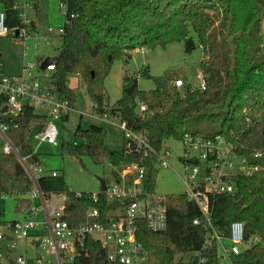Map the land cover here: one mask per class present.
<instances>
[{"label": "trees", "instance_id": "obj_1", "mask_svg": "<svg viewBox=\"0 0 264 264\" xmlns=\"http://www.w3.org/2000/svg\"><path fill=\"white\" fill-rule=\"evenodd\" d=\"M29 3L38 0H28ZM65 6L66 20L61 35V47L51 60L55 71L49 84L60 98L75 108L77 93L70 85L77 76L86 86L95 112L105 113L125 121L135 131L145 132L151 146L160 151L168 139L181 140L186 133L211 138L228 136L231 132L240 142L238 153L260 169L252 176L232 178L235 192L223 193L211 199V220L214 231L227 238L230 224L241 221L245 238L257 235L258 244L244 248L239 254L223 259L218 243L206 247L211 228L193 220L202 218L199 206L183 194H169L165 200L168 223L165 230L151 232L144 221L138 232L149 256V264H264V40L260 37L264 0H59ZM18 0H0L6 24L13 29L22 25ZM73 16V17H72ZM33 22V21H32ZM34 24V23H33ZM198 29V44L203 49L200 61L206 89L193 88L182 71L169 70L152 77L155 87L141 90L138 78L125 71L122 94L114 105L106 104L105 80L113 62H125L139 47H166L181 37L187 53L197 42L185 25ZM183 31V32H182ZM188 34V35H187ZM184 80L181 87L174 82ZM146 110L141 111L140 106ZM68 119V114L63 120ZM9 138L29 162L40 164L39 154L27 140L31 130L46 126L45 114L25 103L16 117H5ZM76 144L62 142V153L79 160L89 156L101 165L114 166L138 163L145 167V189L157 190L159 168L155 155L117 151L104 142L103 128L79 126ZM261 152L260 157H255ZM38 187L46 199L52 195L64 197V219L69 224L105 223L112 212L121 207L99 191L94 201L91 192L76 196L70 191L63 175H42ZM34 183L19 158L0 152V193L16 199V210L22 216L33 212L31 198ZM97 208L99 217L88 215ZM35 242V241H34ZM37 243V242H35ZM227 244V242H225ZM191 254L188 260L181 254ZM108 252L92 236H87L79 253L70 264H108Z\"/></svg>", "mask_w": 264, "mask_h": 264}, {"label": "built area", "instance_id": "obj_2", "mask_svg": "<svg viewBox=\"0 0 264 264\" xmlns=\"http://www.w3.org/2000/svg\"><path fill=\"white\" fill-rule=\"evenodd\" d=\"M19 2H24L26 5L31 4L28 0H18ZM61 6L65 8V6ZM18 10L22 25L13 29L15 38L20 43H25L30 37L33 38L37 46L42 43L49 44L50 35L54 33V30L52 28L45 31L38 30L32 20L25 16L23 10L19 8ZM16 32H18L17 36ZM60 32L63 33V28ZM10 33L5 13L0 10V36H8ZM145 49V47H139L136 50L142 53ZM45 59H38L37 62L25 61L17 75L0 74V132L6 139L2 152L13 153L19 158L34 183L35 190L32 194L41 195L45 204L43 222L28 218L5 222V226L10 232L0 231V240L8 239L7 249L11 251L17 247L14 235H18L22 241L32 238V243L43 252H36L32 256H18L15 260L16 264H70L79 253V247L82 246L87 236L94 237L107 250L108 264H149L148 253L138 237L140 222L144 221L147 229L151 232L165 230L168 223L165 200L169 194H162L157 190L150 193L145 189V167L143 165L129 163L114 166L108 162L107 165L114 170L115 176L110 183L105 182L103 192L109 199L119 201L121 207L113 211L105 223H84L74 226L64 219V200L60 207H47L48 199L44 197L38 187L39 177L46 174L40 164L29 162L27 157H23L19 147L14 145L7 136L8 125L3 119L18 116L23 105L29 103L35 108H45L44 114L48 119L46 126L36 136L35 141L58 144L60 132L55 120L62 119L63 116L69 114L72 107L68 100L60 99L53 92L49 81L55 71V64L51 60V63L42 69ZM197 76L199 83L192 84V87L205 90L206 80L201 69ZM174 84L181 87L184 85V80L181 78ZM140 110L145 111L146 106L141 105ZM93 117H101L118 124L124 132L125 152L142 154L145 157L155 155L158 168L162 167L164 170L170 168L168 159L172 153L166 143L160 151H157L151 146L145 132L135 131L118 117L110 116L107 113L102 116L97 114ZM176 141L185 147L183 155L179 157L185 170V176L180 178L184 192L180 194L185 195L188 200L194 201L202 212V218L194 219L193 223H203L206 228H211L206 247L212 246L213 241H216L222 258L228 260L231 254H239L244 248L258 244L261 239L257 235L251 236L248 240L245 238L244 224L241 221H234L230 224V233L227 238L214 231L212 225V197L223 193H234L235 185L232 182L234 176H252L260 169L259 165L249 163L246 156L238 153L240 142L235 138L234 133L231 132L228 136L216 135L211 138L186 133L181 140ZM72 143L76 144L75 141ZM260 156L261 152L255 154V157ZM49 174L58 175L55 171ZM70 191L72 190L70 189ZM75 195L81 196L82 192H75ZM174 195H178V193H174ZM92 198L97 201L99 192L92 193ZM88 215L99 217L100 212L97 208L91 207L88 210ZM6 255L0 254V264H4L3 257L9 259Z\"/></svg>", "mask_w": 264, "mask_h": 264}, {"label": "rangeland", "instance_id": "obj_3", "mask_svg": "<svg viewBox=\"0 0 264 264\" xmlns=\"http://www.w3.org/2000/svg\"><path fill=\"white\" fill-rule=\"evenodd\" d=\"M18 8L22 9L25 16L34 21L37 29L45 31L52 28L54 33L50 35L49 44L42 43L40 46L35 45L33 38H27L25 43H20L17 38L12 36H0V74L17 75L20 73L22 65L25 61H36L41 58L55 57L61 47V28L66 20L65 9L60 5L59 0H38L26 5L24 2L18 3ZM36 6V7H35ZM35 26V27H36ZM186 29L194 40L198 41V29L185 25ZM182 31V32H183ZM188 35V34H187ZM260 37L264 40V16L262 17ZM203 57V49L198 44L192 52L187 53L185 44L181 37L172 39L166 47H157L155 49L146 48L144 52L133 51L131 58L125 62L122 58L116 59L111 70L105 80L107 91L106 104L114 105L122 94V80L125 71L134 74L138 78L139 88L141 90H151L155 87L152 77L162 75L166 71H182L181 76H186L188 80L197 85L198 71L200 70V61ZM145 67L149 68V77L143 73ZM70 85L75 87L77 93V101L75 108L69 112L68 119L55 120L59 128L60 138L57 145L49 143H39L35 141L32 146L39 154L40 166L44 174L53 171L64 176L66 184L74 192H91L100 191V179L110 183L115 176L114 170L105 164L95 163L89 156H83L81 160L62 153V142L80 141L76 131L80 126L81 129H87L91 125H99L103 128L104 142L113 150H122L125 142L124 132L116 123H112L97 116L93 104L89 98L86 86L77 76H71ZM45 108L37 107L36 112L44 114ZM93 115V116H92ZM9 137V133L6 132ZM6 142L4 135L0 132V152ZM166 146L171 150L169 157L170 168L165 171L159 167V177L157 182V191L162 194L183 193L184 186L180 180L185 176V170L179 157L183 155L185 147L182 143L168 139ZM33 190H35L33 188ZM33 193V191H32ZM33 200L34 212L29 216H21L16 210V199L13 197H5L0 193V231L10 232L6 228L8 221L28 218L37 222H43L45 219V204L41 195L31 196ZM61 195H52L48 198L47 207L58 206L63 203ZM8 239L0 240V254L3 257L4 264H16L15 260L18 256H32L36 252L43 253L33 243L32 238L22 241L18 235H14V241L17 247L8 251ZM227 242V241H226ZM228 243V242H227ZM191 254H181L177 258L182 257L188 260ZM1 262V261H0Z\"/></svg>", "mask_w": 264, "mask_h": 264}, {"label": "water", "instance_id": "obj_4", "mask_svg": "<svg viewBox=\"0 0 264 264\" xmlns=\"http://www.w3.org/2000/svg\"><path fill=\"white\" fill-rule=\"evenodd\" d=\"M36 7V6H35ZM18 35V32H16V36ZM1 56V55H0ZM51 63V58H46L45 60H44V62H43V64H42V69H45L49 64ZM143 73L146 75V76H148L149 77V68L148 67H145L144 68V70H143ZM42 128H43V126L42 125H37V126H35L32 130H31V132H30V134H29V137H28V140H27V142L30 144V145H32L33 143H34V141H35V138H36V136L41 132V130H42ZM100 184H101V186H100V190L101 191H103L104 189H105V180L104 179H100Z\"/></svg>", "mask_w": 264, "mask_h": 264}, {"label": "crops", "instance_id": "obj_5", "mask_svg": "<svg viewBox=\"0 0 264 264\" xmlns=\"http://www.w3.org/2000/svg\"><path fill=\"white\" fill-rule=\"evenodd\" d=\"M0 10H2V8H1V6H0ZM33 23H34V25L36 26V24H35V22L33 21ZM37 27V26H36ZM68 116H69V114H68ZM63 119V118H62ZM59 138H60V136H59ZM165 171H167V170H165ZM168 172V171H167ZM169 173V172H168ZM72 190V189H71ZM73 191V190H72ZM22 216V215H21Z\"/></svg>", "mask_w": 264, "mask_h": 264}]
</instances>
